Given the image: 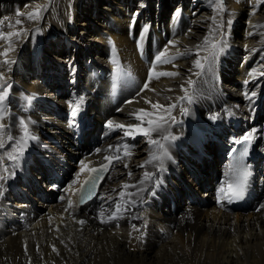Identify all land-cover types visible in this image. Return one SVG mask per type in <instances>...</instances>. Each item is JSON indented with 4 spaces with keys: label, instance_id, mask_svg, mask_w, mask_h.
<instances>
[{
    "label": "bare ground",
    "instance_id": "bare-ground-1",
    "mask_svg": "<svg viewBox=\"0 0 264 264\" xmlns=\"http://www.w3.org/2000/svg\"><path fill=\"white\" fill-rule=\"evenodd\" d=\"M38 6V18L29 19L27 13ZM216 8L214 0H0V33L20 32L0 38V92L7 90L0 114V169L7 168L8 156L16 154L21 138L25 140L14 161L18 177L25 180L18 189L19 200L8 193L2 201L8 203L5 209L31 205L38 212L29 228L17 231L12 219L3 216L13 231L5 225L0 228V264H264V200L258 212H225L213 206L209 189L203 188L209 171L219 169L220 144L202 143L210 156L196 154L191 144L198 128L212 121L216 126L211 132L218 137L239 123L237 130L256 129L264 139V0H224L226 11ZM214 16L221 27H216ZM16 20L22 23L17 25ZM206 36L223 49L214 61L204 59L211 48V43L204 45ZM162 51V60L168 62L154 64ZM197 59L202 69L195 66ZM122 72L136 80L138 91L110 119L116 130L106 136L105 144L131 142L133 137L124 135L128 125L146 128L149 118L164 117L167 122L151 138L165 146L170 158L163 164L176 173L168 177L165 205L154 203L143 211L148 221L144 242L124 213L108 218L116 206L113 202L140 193L143 171L160 165L155 160L145 163L152 155H161L159 147L136 134L137 145L102 186L111 202L98 212L81 207L75 212L77 182L84 171L81 163L71 160L79 147L73 146L71 132L59 116L68 104L81 101L89 124L96 126L103 92ZM185 90L193 97L191 103L181 99ZM138 115L144 117L143 123ZM85 133L89 136L93 129ZM168 135L175 139H162ZM88 138H83L81 148ZM101 155L79 160L90 165ZM172 158L179 163L174 165ZM48 168L68 169L59 203L45 204L37 196L50 195L43 174ZM8 177L0 189L11 182L12 175ZM125 184L134 187L123 188ZM187 194L205 205H192L193 220L175 224L170 236L159 234L155 226L164 227L171 218V210L165 209L172 207L167 199Z\"/></svg>",
    "mask_w": 264,
    "mask_h": 264
},
{
    "label": "snow or ice",
    "instance_id": "snow-or-ice-1",
    "mask_svg": "<svg viewBox=\"0 0 264 264\" xmlns=\"http://www.w3.org/2000/svg\"><path fill=\"white\" fill-rule=\"evenodd\" d=\"M214 3L217 4V8L215 9L217 12H223V11H226V9L224 8V0H214ZM40 11H41V8L38 6L33 12H30V13H27V17L29 19H36L38 18L39 14H40ZM179 11V10H178ZM17 15H22L21 13H17ZM213 22L216 23V17L214 16L213 18ZM22 21L20 20H16V24L19 25L21 24ZM227 23L230 25L231 24V21H227ZM222 24L220 23H216V27L219 28L221 27ZM144 31L146 32L147 31V26H145L144 28ZM210 31H212V29L210 28ZM20 35V32H8V33H0V38H10V37H13V36H19ZM142 35H143V32H142ZM9 43H11V41H9ZM170 44L172 43L171 41L169 42ZM209 43H211V48L209 49V55L204 57V59L206 61H214L215 60V57L216 55L218 54L219 51H222L223 49L222 48H218L217 47V42H210L209 41V38L208 36L205 37V40H204V45H208ZM201 46L198 45L197 46V49H199ZM223 47H227V43L224 42L223 44ZM166 51V50H165ZM165 51H162L160 52L156 57H155V60L153 61V63H157V62H168V60H162V57L165 56ZM6 55V52L4 53ZM194 64L197 68H203L204 65L201 63V61L199 59H197L196 61H194ZM162 75H169V76H172V75H176V73H162ZM197 75H200V73H197ZM262 75H264V73H262ZM158 78V77H157ZM149 79H152V70L150 69L149 70ZM188 83L191 85L193 83V81L189 80ZM247 83V81H246ZM148 87V83L146 82L145 85H144V88H147ZM143 90V89H142ZM186 92V90H185ZM6 96H7V90H4L2 92H0V114H2L4 112V101L6 99ZM29 99H31V97H29ZM82 99V98H81ZM181 99H187L189 101V103L192 102V99L193 97L192 96H189L186 92L185 96L184 97H181ZM155 107H161L160 105H156ZM169 107H174L173 106H169ZM77 111H78V107H72L71 109V115L73 117L76 116L77 114ZM138 111H143V110H138ZM181 111L183 113H187V109H181ZM144 116H152L151 113H144ZM168 116L170 117V112L168 113ZM136 119L137 120H140L142 123L144 122V117L143 116H136ZM167 121L164 119V117H157L156 119H152V118H149L147 120V127H140L139 125H128L127 128L128 130L124 132V135L125 136H132L133 138L135 137L136 134L140 133V134H143L147 137H149L148 139V143L150 145H157L159 147V149L161 150V155L160 156H156V155H152L151 158L146 161L145 163H151L152 161H159L160 162V169H163V159L164 158H170L168 156V153L165 149V146L163 144H161L158 140H155V139H152L151 138V133L152 132H155V131H159L161 128H163L164 124L166 123ZM172 122L175 123V119L172 118ZM22 125H24V122L21 121ZM0 127H3L2 125H0ZM106 127L108 128H112L113 127V122L111 120L107 121L106 122ZM115 127L117 128H125L124 125H115ZM24 128H25V135L27 136V126L24 125ZM29 139H35V137H28ZM10 139H12L10 137ZM163 140H170V139H175V137H171L170 135L168 136H163L162 137ZM245 140L249 139V137H245L244 138ZM25 144V140L24 138H21V140L18 142L17 144V147L15 149V153L16 154H12V155H9L8 156V159L9 160H12V161H16L19 157V155L22 154L23 152V145ZM0 147H3V142L0 141ZM127 147V146H125ZM97 152L100 151V149H97L96 150ZM247 152V149L244 150V153H242L241 155H244L246 154ZM119 157H117L118 159ZM106 161H110V158L109 157H105L104 158ZM81 165L83 166L84 162L81 161L80 162ZM144 165H140V167H143ZM107 168V165H102L99 169H89L90 172H102V171H105ZM83 167L81 168V171H83ZM5 171H7V169H5ZM231 171V170H230ZM79 175V173L77 174ZM129 175H131V173H129ZM152 173H149V172H145L144 173V179L147 180V179H151L152 177ZM251 173L247 170V166L246 165H241L239 167V169L237 170V173H236V176H235V180L233 182H229L227 184V198L229 200L231 199H239V198H242L245 194V191L248 187V183H249V177H250ZM9 177L7 176H0V180H6L8 179ZM75 182V181H74ZM143 181H141L142 183ZM88 185H90V187H88V190L87 192H84L83 189L81 191V196H80V203H84L85 202V198H90L91 195H93V188L95 187V184H96V179L94 177L90 178L87 182H86ZM123 188H128V187H134V186H131V185H122ZM221 193H224V189H220ZM2 194V193H0ZM121 196H124L125 193L124 192H121L120 193ZM63 199V197L61 198ZM111 199V198H109ZM220 201V197H218V202ZM69 203V206L71 207L72 206V201L69 200L68 201ZM125 211L127 209H124ZM121 214V205L119 203L116 204L115 206V209L112 211L111 215L109 216V220H114V219H117L119 218V215ZM100 216L102 217V222H108V220H104L103 219V216H104V211L102 210L101 213H100ZM80 223H84V221H79Z\"/></svg>",
    "mask_w": 264,
    "mask_h": 264
},
{
    "label": "rangeland",
    "instance_id": "rangeland-1",
    "mask_svg": "<svg viewBox=\"0 0 264 264\" xmlns=\"http://www.w3.org/2000/svg\"><path fill=\"white\" fill-rule=\"evenodd\" d=\"M156 3V2H155ZM240 62V61H239ZM213 122V123H212ZM212 122H208L207 124L202 125L201 127L198 128L199 131H203L205 134H207L209 131H213L215 126H216V122L212 121ZM208 130V131H207ZM21 177V176H20ZM19 177V180H20ZM13 181V178L11 179V182Z\"/></svg>",
    "mask_w": 264,
    "mask_h": 264
}]
</instances>
